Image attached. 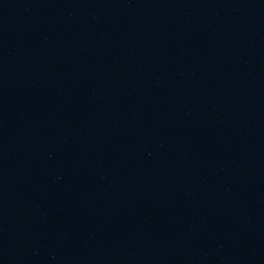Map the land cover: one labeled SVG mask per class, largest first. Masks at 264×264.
Masks as SVG:
<instances>
[{"label": "water", "instance_id": "obj_1", "mask_svg": "<svg viewBox=\"0 0 264 264\" xmlns=\"http://www.w3.org/2000/svg\"><path fill=\"white\" fill-rule=\"evenodd\" d=\"M0 264H264V0H0Z\"/></svg>", "mask_w": 264, "mask_h": 264}]
</instances>
